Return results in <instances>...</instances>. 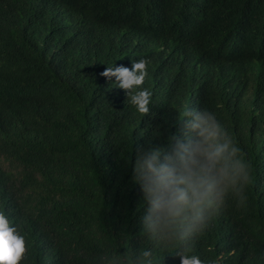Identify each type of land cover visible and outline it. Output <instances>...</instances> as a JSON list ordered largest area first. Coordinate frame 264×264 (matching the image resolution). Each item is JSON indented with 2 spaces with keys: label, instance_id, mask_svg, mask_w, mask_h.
Here are the masks:
<instances>
[{
  "label": "trees",
  "instance_id": "16d2710c",
  "mask_svg": "<svg viewBox=\"0 0 264 264\" xmlns=\"http://www.w3.org/2000/svg\"><path fill=\"white\" fill-rule=\"evenodd\" d=\"M147 58L148 113L108 66ZM189 107L214 112L249 167L192 242L210 264H264V0H0V211L20 264H92L102 250L175 249L143 235L137 154Z\"/></svg>",
  "mask_w": 264,
  "mask_h": 264
},
{
  "label": "clouds",
  "instance_id": "9594fccd",
  "mask_svg": "<svg viewBox=\"0 0 264 264\" xmlns=\"http://www.w3.org/2000/svg\"><path fill=\"white\" fill-rule=\"evenodd\" d=\"M151 61L140 58L131 68L108 66L102 73L115 77L128 101L140 113L149 112L152 96L142 87ZM133 176L146 202L142 217L145 237L162 249H175L180 264H210L193 254L191 242L229 196L240 201L249 181V167L227 129L210 110L189 107L177 134L167 146H150L136 156ZM26 252L25 236L0 211V264H20ZM92 264H157L152 248L135 251L102 250Z\"/></svg>",
  "mask_w": 264,
  "mask_h": 264
}]
</instances>
